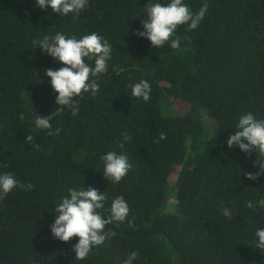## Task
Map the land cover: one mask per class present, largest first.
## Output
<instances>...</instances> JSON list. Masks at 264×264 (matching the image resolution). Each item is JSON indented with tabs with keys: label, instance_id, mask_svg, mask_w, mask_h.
<instances>
[{
	"label": "trees",
	"instance_id": "trees-1",
	"mask_svg": "<svg viewBox=\"0 0 264 264\" xmlns=\"http://www.w3.org/2000/svg\"><path fill=\"white\" fill-rule=\"evenodd\" d=\"M207 2L195 30L178 27L173 49L136 34L151 0H88L78 16L35 0H0V174L34 185L0 200V264H123L132 251L133 264H264L255 247L264 207H246L264 199V170L255 151L227 144L242 114L264 119V0ZM184 3L196 13L204 0ZM57 32L78 39L96 32L112 46L108 71L89 76L98 94L75 97L76 116L56 103L45 74L62 62L33 44ZM85 62L94 67V59ZM140 80L151 86L147 102L131 95ZM37 115H51L59 135L38 129ZM162 132L167 138L154 143ZM108 151L133 165L119 183L103 174ZM89 186L108 197L102 218L117 196L130 212L105 225L115 236L77 260L79 238H54L50 225L68 189Z\"/></svg>",
	"mask_w": 264,
	"mask_h": 264
},
{
	"label": "clouds",
	"instance_id": "clouds-1",
	"mask_svg": "<svg viewBox=\"0 0 264 264\" xmlns=\"http://www.w3.org/2000/svg\"><path fill=\"white\" fill-rule=\"evenodd\" d=\"M37 6L42 9H51L62 15L68 16L70 13H79L86 9L88 0H35ZM208 2L204 0L199 11L194 13L191 8L184 3V0H151L146 5L147 18L142 20L143 31H137L140 37L150 40L152 47L159 48L166 43L171 48L180 47L181 37L177 35L180 25H187L189 30H195L203 20L207 10ZM174 37V38H173ZM188 39V37H185ZM33 44L40 47L43 52L54 59L62 62L63 66L53 70L48 68L45 74L50 78L53 90L58 93L56 103L70 109L73 116L78 115L80 107L75 97L90 91L95 97L100 89V85L95 81H90L89 76H98L108 71L107 61L111 58L112 46L107 39L92 32L77 38L75 35L66 37L65 34L57 32L54 36L45 35L40 40H34ZM95 60L94 67L85 61ZM151 86L147 80H140L131 86V95L142 98L145 102L150 100ZM53 117L37 115L35 125L38 129L48 130V135H59L61 129L56 127L53 130L51 120ZM237 130L227 138V144L231 148L238 146L242 151L250 153L255 151L258 154V163L264 170V119H257L249 111L239 117ZM124 140H130L127 133L121 134ZM165 133H160L159 138L154 143L166 139ZM32 135L27 136L26 142L31 143ZM247 141V142H245ZM124 147L123 143L119 145ZM38 147V146H37ZM104 162L103 174L111 183H119L122 178L133 167L126 154H118L115 151H108L101 157ZM257 173H247V178L255 180L260 175ZM20 187L26 191H31L34 185L23 184L11 173L0 174V200L7 197L14 188ZM108 199L104 192H99L94 187H83L81 189L69 188L68 195L62 197L60 203L55 207L54 223L50 225V230L54 238L63 242H70L73 237H78V242L72 245L75 251V259L84 260L91 252L93 246L101 245L115 236L114 231H103L105 225L113 222H124L128 217L130 208L123 196H117L112 200L110 215L106 219L102 218L104 202ZM264 207V199L246 202V207L255 210L256 206ZM223 215L231 218L232 212L228 208H222ZM131 226V222L129 221ZM256 246L264 250V228H257ZM137 251L128 254L123 264H133L138 257Z\"/></svg>",
	"mask_w": 264,
	"mask_h": 264
}]
</instances>
